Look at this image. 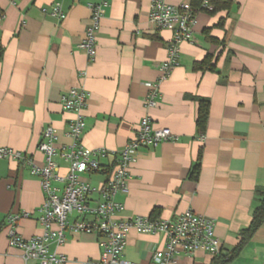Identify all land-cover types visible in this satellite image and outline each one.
I'll return each instance as SVG.
<instances>
[{
    "label": "crops",
    "instance_id": "0c3cea01",
    "mask_svg": "<svg viewBox=\"0 0 264 264\" xmlns=\"http://www.w3.org/2000/svg\"><path fill=\"white\" fill-rule=\"evenodd\" d=\"M100 1L0 0V147L41 166L37 145L46 128H52L58 151L71 145L67 132L74 116L62 109L60 97L72 87L88 94L80 139L87 150H121L148 116L155 129H168L178 140L138 151L126 190L115 197L123 206L120 217L175 220L191 210L215 222L221 252L230 251L250 223L255 189L264 188V0H231L229 12L197 13L191 41L179 46L177 66L158 83L159 96L149 109L144 106L147 85L158 81L172 31L158 30L150 21L151 0H107L96 57L89 61L77 46L90 23L86 5ZM55 3L65 13L63 21L42 13ZM206 56L214 71H194V63ZM196 98L209 101L203 141L195 126ZM199 152L198 176L192 180ZM55 162L65 175L66 164L59 157ZM100 163L106 168L111 160ZM30 167L0 158V223L10 212L26 213L15 227L25 239L42 233L36 210L44 196ZM82 177L97 187L106 172ZM165 243L163 234L131 231L121 260L153 264V252ZM49 250L63 255L65 264L97 261L100 254L94 235L68 232L61 246L51 244ZM212 259L196 251L179 256L176 264H210ZM0 264L40 262L24 263L2 229ZM230 264H264V223Z\"/></svg>",
    "mask_w": 264,
    "mask_h": 264
},
{
    "label": "built area",
    "instance_id": "2783aa9c",
    "mask_svg": "<svg viewBox=\"0 0 264 264\" xmlns=\"http://www.w3.org/2000/svg\"><path fill=\"white\" fill-rule=\"evenodd\" d=\"M107 0L98 4L88 3L90 23L84 31L83 40L77 48L84 52L89 61L96 57V33ZM203 8H209L206 0ZM42 13L63 21L65 13L58 3L53 4ZM197 10L189 5L174 6L165 0H151L149 19L158 30L171 29L172 38L166 48V59L159 66L157 83L148 84V94L144 100L146 109L153 108L159 96L158 83L167 80L177 66L179 46L191 41ZM4 14L0 13V25ZM88 94L81 88L67 89L60 97L62 109L71 113L74 119L70 122L67 136L72 144L60 151L54 145L55 134L52 128H46L37 151L43 155L44 163L36 166L25 159L19 152L0 147V158L29 164L30 175L39 178L43 192V202L36 210V221L42 233L29 239L17 234L15 227L26 213L10 212L0 223V230L7 234L8 245L20 251L23 262L34 260L40 264H65L63 255L50 252L49 246H61L65 233L94 235L99 248L97 261H86L84 264H132L121 260L129 232L139 234H163L166 243L163 248L155 250L153 264H176L181 255L191 256L196 251L217 256L221 245L214 234L215 222L199 216L191 210L179 215L175 220H164L136 216L131 219L120 217L123 211L121 203L115 200L118 193L125 192L129 179V168L136 162L140 149L155 148L161 143L176 142L177 136L168 129H155L148 116L138 122L133 138L119 151L108 152L105 149L87 150L80 139L84 130L82 112L87 106ZM199 141L204 140L199 135ZM59 157L66 164L65 175L58 173L55 158ZM109 158L111 163L103 168L100 161ZM105 171V180L97 187H92L83 179L84 174H95Z\"/></svg>",
    "mask_w": 264,
    "mask_h": 264
},
{
    "label": "trees",
    "instance_id": "16d2710c",
    "mask_svg": "<svg viewBox=\"0 0 264 264\" xmlns=\"http://www.w3.org/2000/svg\"><path fill=\"white\" fill-rule=\"evenodd\" d=\"M204 0H190V5L197 10V12H205L210 15H214L220 12H229L232 7L231 0H206L209 4V8H203L202 2ZM221 19L219 25L222 24ZM213 42V41H212ZM211 62V57L206 56L201 62H195L193 65L194 71H214V67ZM194 101L197 104V115L195 120V126L198 135H203L205 132L206 124L209 114V101L206 99L196 98ZM199 152L197 162L193 166L189 178L196 180L199 171L200 162ZM107 173V172H106ZM264 223V188H256L254 192V202L251 212V219L248 227L242 229L239 232L238 244L226 253H220L214 256L210 264H230L241 252L243 247L251 240L253 235L258 231L261 225Z\"/></svg>",
    "mask_w": 264,
    "mask_h": 264
}]
</instances>
